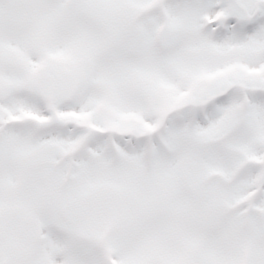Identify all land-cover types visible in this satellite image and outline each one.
I'll return each mask as SVG.
<instances>
[{
	"label": "snow or ice",
	"instance_id": "obj_1",
	"mask_svg": "<svg viewBox=\"0 0 264 264\" xmlns=\"http://www.w3.org/2000/svg\"><path fill=\"white\" fill-rule=\"evenodd\" d=\"M0 264H264V0H0Z\"/></svg>",
	"mask_w": 264,
	"mask_h": 264
}]
</instances>
